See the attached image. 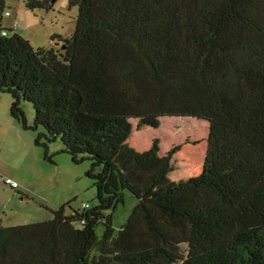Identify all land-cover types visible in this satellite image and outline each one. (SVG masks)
I'll list each match as a JSON object with an SVG mask.
<instances>
[{
  "label": "trees",
  "instance_id": "obj_1",
  "mask_svg": "<svg viewBox=\"0 0 264 264\" xmlns=\"http://www.w3.org/2000/svg\"><path fill=\"white\" fill-rule=\"evenodd\" d=\"M56 1L25 0L33 11ZM67 2L79 11L74 33L35 49L3 27L0 0V93L13 99L14 122L37 133L46 161L60 141L76 165L90 162L96 205L68 215L62 206L47 222L0 227V264H132L162 255L118 254L128 220L116 228L113 214L127 184L145 191L174 170L180 145L162 156L158 139L143 152L127 144L131 120L140 131L158 129L164 117L208 124L200 174L154 196L189 223L183 264H264V0ZM194 193L192 209H173Z\"/></svg>",
  "mask_w": 264,
  "mask_h": 264
},
{
  "label": "rangeland",
  "instance_id": "obj_2",
  "mask_svg": "<svg viewBox=\"0 0 264 264\" xmlns=\"http://www.w3.org/2000/svg\"><path fill=\"white\" fill-rule=\"evenodd\" d=\"M4 1L5 12L10 16L3 17V27L11 29L17 24L15 32L30 40L35 49H49L54 44L51 41L54 35L69 38L76 29L78 7H70L67 0L56 1L49 11H33L26 6L25 0ZM12 101L11 95L0 93V227L47 222L52 219L53 211L62 206H66L67 215L82 210L83 204L94 207V182L86 176V171L91 168L90 162L76 165L69 155L61 153L60 141L49 146L53 162L46 161L44 149L34 143L37 133L23 130L11 117ZM22 106L28 123L32 124L34 111L31 104L24 102ZM131 122L132 135L127 144L137 152L148 150L156 139L162 156L176 146L181 148L171 160L174 170L161 185L145 191L135 183L125 187L124 205L113 214L116 228L128 220L119 238L117 252L129 257H145L153 252L162 254L144 262L141 259L130 261L132 264H183L187 258L189 223L165 212L166 206L156 202L154 196L181 179L200 174L207 152L208 124L192 118L164 117L158 129L144 127L138 131L137 119ZM8 180L16 187L12 188ZM196 197L194 193L180 198L173 209H192ZM146 216L161 229L165 242L150 233ZM102 229L99 226L96 233L101 235ZM163 254L176 261L172 263Z\"/></svg>",
  "mask_w": 264,
  "mask_h": 264
},
{
  "label": "built area",
  "instance_id": "obj_3",
  "mask_svg": "<svg viewBox=\"0 0 264 264\" xmlns=\"http://www.w3.org/2000/svg\"><path fill=\"white\" fill-rule=\"evenodd\" d=\"M4 16H5V17H9L10 15H9L8 12H5V13H4ZM16 25H17V24H15V25L12 27V29H16V28H17ZM4 34H5V33H4ZM7 183H8L12 188H15V187H16V184H14L13 181H11V180H8ZM82 207H83V208H87V207H88V204H83Z\"/></svg>",
  "mask_w": 264,
  "mask_h": 264
}]
</instances>
